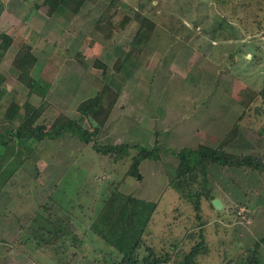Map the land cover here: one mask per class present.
<instances>
[{
	"label": "rangeland",
	"instance_id": "1",
	"mask_svg": "<svg viewBox=\"0 0 264 264\" xmlns=\"http://www.w3.org/2000/svg\"><path fill=\"white\" fill-rule=\"evenodd\" d=\"M2 1L6 12L0 33L12 35L14 43L0 58L4 77L0 78V132L14 130L21 121V116L12 123L3 118L9 92L20 102L28 99L43 106L46 123L62 112L92 128L76 107L109 83L119 99L92 142L153 146L158 138L160 146L169 149L200 143L216 147L240 117V100L250 90L264 88V0H252L253 5L246 7L247 16L240 13L243 4H248L246 0H88L77 14L60 11L50 16L44 0ZM109 6L116 14L134 17L140 11L157 21L138 54L134 37L140 24L135 18L125 28L115 24L105 30L97 28ZM121 18L116 16L118 21ZM21 41H28L38 58L32 70L38 84L31 95L12 63ZM97 59L108 65L107 74L95 66ZM117 63L123 64L121 70ZM261 102L264 105V96ZM252 119L258 120L234 147L244 151L241 148L250 146L249 141L259 140L258 144L252 142L253 152L264 158V133H257L264 127V110ZM129 160L114 163L69 133L60 141L10 145L0 141V216L6 210L12 215L16 233L14 217L23 212L26 218L32 217L50 195L49 207L44 205L35 221L23 223L27 228L20 234L21 243L7 249L16 239L0 241L9 257L10 250L16 255L7 258V263L98 264L96 258L103 257L100 250L107 247L102 238L89 231L77 257H72L71 247L63 256L66 262H61L55 251L40 241L45 232L39 230V224L42 216L60 211L73 217L78 227L88 228L110 196L112 184L124 178ZM177 164L178 159L169 153H163L158 161L143 160V180L129 176L120 188L140 198L160 200L161 214L155 216L151 228L155 242L160 236L170 242L183 238L194 227L198 229L192 207L175 191L166 190ZM214 174L215 198L223 206L217 209L215 198L203 200L209 252L200 257V263L225 264L257 248L264 264V174L248 170L239 178L231 169ZM7 199L13 202L10 207ZM3 236L0 233V238ZM190 243L187 241L186 247Z\"/></svg>",
	"mask_w": 264,
	"mask_h": 264
},
{
	"label": "trees",
	"instance_id": "2",
	"mask_svg": "<svg viewBox=\"0 0 264 264\" xmlns=\"http://www.w3.org/2000/svg\"><path fill=\"white\" fill-rule=\"evenodd\" d=\"M87 1L44 0L43 6L46 7L49 16L60 11H67L73 15L79 13ZM246 1L248 4H243L240 13L242 15L246 13L247 16L246 7H251L253 1ZM5 9V3L0 0V22ZM111 10L112 7L110 6L105 9L97 22V28L105 30L110 26H114V24L117 27L125 28L135 18L140 24L134 37L137 46L135 51L138 54L157 27V21L140 11H137L134 17H131L123 13H113ZM117 15L122 16L121 20L116 19ZM249 28L253 29L254 27L250 26ZM250 29L245 31L249 32ZM0 38L1 58L14 43V37L7 32H1ZM37 61L38 58L33 52V46L28 41H21L12 63L19 71L18 79L28 88L29 95L35 91L38 84L36 78L32 75V70ZM118 63L116 64L117 69L121 70L123 64ZM94 64L96 67L102 68L104 75L107 74L108 65L106 63L97 59ZM0 78H4L1 73ZM261 96H264V88L250 90L240 100V104L243 106L240 117L234 121L228 134L216 147L200 143L197 147L185 146L176 150L160 146L158 138H155L153 146L128 142L102 143L99 140L92 142V138L98 136L106 126L119 99L118 92L109 83H104L96 95L83 100L76 107V110L90 121L92 128L84 127L76 118L62 112L53 121L46 123L42 119L45 112L43 106L35 105L28 99L20 102L14 92H9L5 96L7 107L3 113V118L12 123L21 116V121L14 130L6 129L4 132H0V141L4 145H10L13 142L27 144L33 140L43 141L46 139L60 141L69 133L78 137L82 142L91 144L97 152L108 155L114 163L130 159L124 178L112 184L110 196L98 215L91 220L88 228L87 226L84 228L78 227L74 223L73 217L66 213L62 214L60 211L42 216L44 220L40 222L39 230H43L45 234L40 237V241L48 248L53 249L61 262H66L63 256L68 253L71 247L74 248L71 253L72 257H77V251L83 247L87 233L91 231L102 238L107 245V247L100 250L103 257L96 258L95 262L98 264H201L200 257L209 252L204 227L206 222L202 215V203L204 199L209 200L216 197L214 193V171L231 169L234 176L239 178L248 170L264 174V158L254 155L253 152L255 148L253 143L258 144L259 140L252 141L253 143L249 141L250 146L241 148L244 151L238 150L240 148L238 146L234 147V144L241 140L244 134L246 135L247 128L253 127L255 121L258 120L252 119V116L258 115L261 110H264ZM262 130H264V127H262ZM262 130L257 131L259 136L263 135L264 131ZM156 133L158 134V132ZM163 153H169L178 159L175 172L169 179L166 190L175 191L180 200L192 207L198 220L196 225L198 229L194 227L191 231H186L183 238L177 237L170 242L165 236H160L157 239L159 241L155 242L151 228L155 216L161 214L160 200L153 201L140 198L133 193H124L120 188L129 176L142 181L144 178L140 169L142 161L146 159L161 160ZM233 181L238 183L239 180L236 181L235 179ZM49 197L50 195L39 206V209L30 218V222L36 220L44 205L49 207V203H47ZM43 212L47 214V211L44 210ZM169 224L164 223V225ZM25 228L27 227L21 226L20 234L23 233ZM20 240L21 235L8 249L16 247ZM262 240L264 241V237ZM187 241L191 242L190 247H186ZM69 263L71 261H67L65 264ZM225 264L262 263L256 248L250 255L245 254L243 258L239 257L235 261L229 260Z\"/></svg>",
	"mask_w": 264,
	"mask_h": 264
},
{
	"label": "crops",
	"instance_id": "3",
	"mask_svg": "<svg viewBox=\"0 0 264 264\" xmlns=\"http://www.w3.org/2000/svg\"><path fill=\"white\" fill-rule=\"evenodd\" d=\"M6 12V9H5V11H4V13ZM4 13H3V15H4ZM55 14H57V12L55 13ZM3 17V16H2ZM115 108V107H114ZM113 111H114V109H113ZM113 113V112H112ZM112 115V114H111ZM82 116V115H81ZM72 117V116H71ZM110 118H111V116H110ZM109 118V119H110ZM8 203H7V206H11L12 205V203L13 202H11V201H9L8 199L6 200ZM2 204V203H1ZM9 206V207H10ZM23 210V209H22ZM10 213H8L7 212V210H6V212H4V215H1L0 216V233H4V236H3V238H0V241L2 242V243H7V241H12V240H15V239H17L18 238V236L20 235V233H21V226H23V223L24 222H28L29 221V219L31 218V216L30 217H28V218H26L25 217V215H24V212L23 213H21V216H17L16 218L14 217V219L17 221V224H18V232L16 233V227H15V221L13 220V219H11V216L12 215H9ZM12 217V218H13ZM19 221V222H18ZM13 227H12V226ZM0 242V243H1ZM8 249V248H7ZM7 249H6V247L4 246H2V244L0 245V262H4L5 261V263L4 264H10V262L9 263H7V258H10V260H12L13 258H14V256H16L15 254H13L12 255V253H14L12 250H10V257H9V255H8V252L9 251H7Z\"/></svg>",
	"mask_w": 264,
	"mask_h": 264
},
{
	"label": "water",
	"instance_id": "4",
	"mask_svg": "<svg viewBox=\"0 0 264 264\" xmlns=\"http://www.w3.org/2000/svg\"><path fill=\"white\" fill-rule=\"evenodd\" d=\"M213 204H214V206L217 208V209H221L222 208V206H223V204H222V201L220 200V199H218V198H215L214 200H213Z\"/></svg>",
	"mask_w": 264,
	"mask_h": 264
}]
</instances>
